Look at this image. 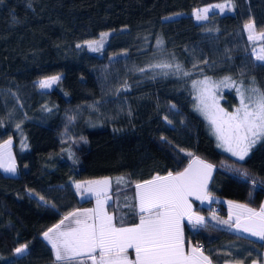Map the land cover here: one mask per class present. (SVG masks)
<instances>
[{"label": "trees", "instance_id": "1", "mask_svg": "<svg viewBox=\"0 0 264 264\" xmlns=\"http://www.w3.org/2000/svg\"><path fill=\"white\" fill-rule=\"evenodd\" d=\"M221 2L232 11L194 20V9ZM249 22L264 33V0H0V142L13 137L17 169L15 175L0 169V264H53L43 233L93 204L79 198L75 181L110 177L107 210L118 227L121 215L123 226L137 223L123 207L125 196L134 197L137 182L185 168L188 152L214 166L209 194L258 209L264 143L239 161L216 147L192 108V82L205 77H231L264 91ZM103 33V46L91 51L86 42ZM161 64L172 67H154ZM176 64L191 75L177 73ZM78 69L94 79L96 94L85 91V99L72 101L60 82L39 87L43 78ZM221 95L232 112L235 89ZM118 177L127 183L117 185ZM193 208L206 219L195 226L184 221V238L202 244L213 264H262L263 240L227 228L222 202L193 200ZM23 244L28 252L15 255Z\"/></svg>", "mask_w": 264, "mask_h": 264}, {"label": "snow or ice", "instance_id": "2", "mask_svg": "<svg viewBox=\"0 0 264 264\" xmlns=\"http://www.w3.org/2000/svg\"><path fill=\"white\" fill-rule=\"evenodd\" d=\"M213 7L224 12L226 5L195 10L196 19L207 20ZM245 29L250 41L257 39L254 23L245 24ZM107 35L101 34L100 41L86 42L90 50L99 51ZM259 39L264 40V33ZM252 56L264 66V45L259 51L253 48ZM154 67L170 68L172 65ZM175 70L177 73L183 72L184 76L191 75L183 71L179 64L175 65ZM59 80L60 76L47 77L39 82V87L50 88ZM192 83L197 89L194 108L209 121L212 134L218 141L217 148L243 161L257 143H264V91L256 87L236 88L239 106L228 112L220 107L214 90L220 85L234 86L231 77H224L219 84L212 82L209 77L193 80ZM10 144L11 140H8L0 145V168L15 173V164L8 151ZM187 155L192 159L183 171L175 174L169 171L165 176L156 175L150 180L135 183L134 197L125 196L123 204L124 208L132 210L139 217V222L131 226H123L124 216L121 215L118 218L121 226L118 227L117 217L106 211L105 206L111 207L108 202L112 199L109 195L112 184L110 178L76 183L78 192L84 189L86 193L95 195L96 206L68 212L59 223L43 233L44 240L54 254L53 264H86L88 261L90 264H211L200 247L189 246L186 250L182 222L187 219L193 226L204 223V217L193 212L189 197L194 196L200 201L208 199L207 183L214 166L193 156L191 152ZM233 170L244 178L248 177L247 170ZM126 183L123 177L116 179L117 185ZM133 199L136 205L131 203ZM228 203L230 219L223 223L230 224L234 215L237 229L264 240V205L257 211L247 205ZM117 211L122 209L118 206ZM28 250V245L23 244L15 248L14 254L23 256ZM130 250L134 252V258H130Z\"/></svg>", "mask_w": 264, "mask_h": 264}, {"label": "rangeland", "instance_id": "3", "mask_svg": "<svg viewBox=\"0 0 264 264\" xmlns=\"http://www.w3.org/2000/svg\"><path fill=\"white\" fill-rule=\"evenodd\" d=\"M220 4H224L226 5V8H225V11L224 12H230L232 11V8H231V4L229 2H221V3H210V4H207V5H204L200 8H197V9H194L192 11V15H193V18L195 21L199 22V21H202V20H197L195 15H194V12L195 10H199V9H204V8H208L210 6H214V5H220ZM211 12H220L219 8H215L213 7L211 9ZM224 12H220V13H224ZM208 13V14H209ZM247 24V23H246ZM246 33L248 35V31L246 30ZM255 35L257 37L256 40H254L253 42H255V46L254 48L257 49V51H259V48L262 46L261 44V39H259L260 35L262 33H259V32H255ZM53 76H60V80L58 82L61 83V85L63 86V88L70 94L71 96V100L72 101H78V100H83L85 99V91H89L93 94H96L97 93V89H96V86H95V82H94V79L83 69H78V70H74V71H70V72H66V73H63V74H58V75H53ZM51 77V76H49ZM43 79H46V78H43ZM41 79V80H43ZM204 78L202 79H198V80H203ZM212 82L214 83H217L219 84V82L223 79H220V80H215V79H212L210 78ZM56 84L52 85L50 88H47V89H50L52 90L54 87H55ZM243 86L244 88H250V87H256L258 89H260L258 86L254 85V84H250V85H242V84H234V86L232 87H226L224 85H220V87L218 89H215L214 91H216V94H217V100H218V103L220 105V107L224 108L221 104V101H222V95H221V92L222 91H225L229 88H234L235 91H236V88L238 87H241ZM43 89V88H42ZM261 90V89H260ZM262 91V90H261ZM192 93H193V104H192V108L193 110L203 119L204 121V124H205V128L207 130V132L213 137L214 141H215V144L217 145L218 141L216 140V137L215 135L212 134V131H211V126L209 124V121L204 117V115H202L199 111L195 110L194 108V105L197 103L196 101V96H197V89L193 87V83H192ZM236 95H237V92H236ZM239 106V97L237 95V105L233 108L232 111L235 110L236 107ZM225 109V108H224ZM226 110V109H225ZM227 111V110H226ZM229 112V111H228ZM8 140H11V144L9 145L8 147V151L10 152L11 154V160L12 162H14L15 164V156H14V151H13V137H8L6 138L5 140L1 141L0 142V145H3L5 144L6 141ZM217 147V146H216ZM220 149L221 151L225 152L223 149L221 148H218ZM2 151V150H0ZM227 153V152H225ZM229 155H231L230 153H227ZM236 158V157H235ZM7 162V160L5 161ZM15 168H16V165H15ZM1 171L5 174H8V175H15L17 173V169L15 171V173H12V172H7L4 170V168H0ZM102 178H105V177H102ZM102 178H98V179H93V180H99V179H102ZM110 178V177H108ZM111 179V178H110ZM86 181H92V180H84V181H75L74 182V185L76 183H83V182H86ZM77 190V189H76ZM78 193V196L79 198L82 200V199H87V198H92L93 199V204L90 208H93V205L94 207L96 206V198H95V195L94 194H90V193H86L84 191V189H81L79 192L77 191ZM110 195V194H109ZM223 199V198H222ZM225 201H231V202H235V201H232V200H227V199H223ZM236 203V202H235ZM106 208V206H105ZM106 211L112 215V213H110L107 208H106ZM195 214L199 215V216H202L204 217V221L206 219V217L199 213V212H195ZM210 215H217L215 212H211ZM233 220L235 221V216L233 215L232 216ZM234 232H238L239 229H237L235 226L233 227L232 229ZM248 235H245V236H248V237H251V238H255V239H258V240H261L259 237H255V236H252L251 234L247 233ZM264 242V240H263ZM262 264H264V249H263V261H262Z\"/></svg>", "mask_w": 264, "mask_h": 264}, {"label": "crops", "instance_id": "4", "mask_svg": "<svg viewBox=\"0 0 264 264\" xmlns=\"http://www.w3.org/2000/svg\"><path fill=\"white\" fill-rule=\"evenodd\" d=\"M187 167V166H186ZM185 167V168H186ZM184 170V168L182 169V170H180V171H183ZM179 172V171H178ZM176 173V172H175ZM174 173V174H175ZM212 173H213V171H212ZM212 173H211V176H212ZM165 175H167V174H165ZM165 175H160V176H165ZM211 178V177H210ZM210 178H209V180H210ZM152 179V178H151ZM209 180H208V183H209ZM208 183H207V186H208ZM206 192H207V189H206ZM207 195H208V199H205V200H203V201H200V200H197L194 196L193 197H189V200H190V202L192 203V210H193V212L195 213L196 211L194 210V208H193V200H196V201H198L200 204H203V205H205V206H212L214 203H216V202H222L223 204H224V206H225V209H226V211H227V217H226V219L227 220H229L230 219V207H229V201H225V200H223V199H220L219 197H216V196H214V195H211V194H209L208 192H207ZM137 203V202H136ZM233 203H235V202H233ZM235 204H242V203H238V202H236ZM242 205H244V204H242ZM262 205H264V200H263V202L261 203V206ZM260 206V207H261ZM249 207V206H248ZM260 207L258 208V209H255V210H257V211H259V209H260ZM90 208V207H89ZM89 208H85V209H89ZM93 208H94V205H93ZM251 208V207H250ZM254 209V208H253ZM185 222H188L187 221V219H185L184 220ZM183 221V222H184ZM138 222H139V220H138ZM137 222V223H138ZM183 222H182V224H183ZM205 222V221H204ZM69 222H66V224H68ZM200 225V224H199ZM74 226V225H73ZM128 226H131V225H128ZM226 226H227V228H229V229H233V227L235 226V221L233 220V218L231 217V222H230V224H226ZM233 231V230H232ZM238 234H241V235H248L246 232H244V231H242V230H238V232H237ZM248 237V236H247ZM189 246H192V247H196L193 243H191L190 241H186L185 240V247H186V250L188 249V247ZM129 255H130V258H134V252H132L131 250L129 251ZM205 255V254H204ZM206 256V255H205ZM210 260V259H209ZM90 262V261H89ZM88 262V263H89ZM211 264H213L212 262H211Z\"/></svg>", "mask_w": 264, "mask_h": 264}, {"label": "built area", "instance_id": "5", "mask_svg": "<svg viewBox=\"0 0 264 264\" xmlns=\"http://www.w3.org/2000/svg\"><path fill=\"white\" fill-rule=\"evenodd\" d=\"M213 209H214V210H217V209H218V207H217V206H214V207H213ZM197 247H200V248H201V250L203 249V245H202V244H199V245H197Z\"/></svg>", "mask_w": 264, "mask_h": 264}]
</instances>
